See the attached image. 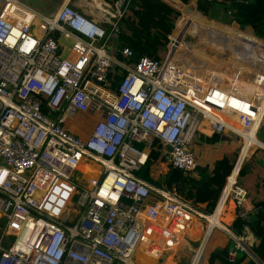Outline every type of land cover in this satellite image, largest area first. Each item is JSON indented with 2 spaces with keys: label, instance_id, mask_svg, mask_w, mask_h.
Returning <instances> with one entry per match:
<instances>
[{
  "label": "built area",
  "instance_id": "built-area-1",
  "mask_svg": "<svg viewBox=\"0 0 264 264\" xmlns=\"http://www.w3.org/2000/svg\"><path fill=\"white\" fill-rule=\"evenodd\" d=\"M194 11L221 29L176 15L163 25L164 56L131 60L119 44V12H106V26L70 0L53 16L0 0V264H134L136 251L162 254L184 242L195 259L215 229L232 241L229 261L242 252L264 264L247 225L235 235L217 220L229 203L234 219L254 212L247 190L236 179L229 184L231 174L208 215L137 177L153 160L196 175L195 134L221 141L233 134L241 153L264 123V39ZM179 43L194 59L195 46L214 58L213 69L203 73L209 61L198 54L197 66L186 67ZM219 61L227 64L221 71ZM117 70L123 74L111 90ZM85 119L81 136L76 121ZM152 192L161 197L155 218L143 215Z\"/></svg>",
  "mask_w": 264,
  "mask_h": 264
},
{
  "label": "trees",
  "instance_id": "trees-1",
  "mask_svg": "<svg viewBox=\"0 0 264 264\" xmlns=\"http://www.w3.org/2000/svg\"><path fill=\"white\" fill-rule=\"evenodd\" d=\"M55 1H57V3ZM60 1L63 2V0H37L41 7L50 5V12L54 10L56 5H60ZM180 1L187 3L189 0ZM180 1L160 0L162 7L171 9L175 14H178L177 16L185 18V16L188 15L190 16L188 18H195L197 19L196 21H201L200 23L208 25L214 24L212 26L216 25L215 27H218L216 20L210 18L207 22L202 19L196 11H194L192 7L194 0H190L188 4H182ZM216 6H218L217 12L221 15L219 18L220 21L226 23L235 22L246 29H250L254 35L264 39V0H197L196 2L197 10L210 17L216 16L217 12L214 10ZM117 25L120 28L119 44L130 48L132 51L131 60H137L143 55H148L156 59H160L164 56V50L154 41L152 35L136 23L121 17L118 20ZM178 27L179 24L174 27L175 32ZM54 36L58 37V33L55 32ZM199 57L203 58L200 60L205 59L209 61L208 66L204 65L201 67L203 73L213 69V66L211 65L213 60L210 61L205 55H200ZM193 60L194 57L190 55L185 66L187 67ZM200 60H197L196 58L194 62L198 63ZM216 67L219 69L221 68L219 65ZM122 74L123 72H119L118 70L110 72L107 88L114 90ZM224 76L228 80L231 79L230 72H225ZM221 85H224V83L222 82ZM239 85H241L240 82ZM255 138L259 143L264 145V123L260 126L257 132V137ZM193 139V147H202L203 145L208 144L213 145L219 140L214 137L206 136L203 133L195 134ZM238 154V146L231 150L224 151L220 158L198 165L196 175H191L189 173L186 174L182 170L171 168L169 165H167L163 174L155 175L153 174L152 169L153 161H149L142 170L138 172L137 177L146 181L153 187L163 184L167 189L175 192L183 200L189 202L195 211L208 215L215 209L227 177L231 174L228 177L229 184L236 179V174L241 165V162H239L238 159L235 166ZM238 176L239 172L237 178ZM214 218H217V214H215ZM222 219L224 220L225 218H220V220ZM197 222L199 225L203 223L198 220ZM199 225L194 227L199 230ZM244 225L249 227L256 239L253 251L259 259L264 260V201L261 202L256 209L254 208V212L249 216L248 220H243L242 218L237 217L233 220L230 227L234 234L237 235L241 232ZM231 242V239L227 238L223 243L217 244L213 250L210 251L206 264H254V262L242 252H238L234 260L229 261L227 259V254ZM185 263L187 264L188 261H185ZM159 264H162V262L160 261Z\"/></svg>",
  "mask_w": 264,
  "mask_h": 264
},
{
  "label": "rangeland",
  "instance_id": "rangeland-1",
  "mask_svg": "<svg viewBox=\"0 0 264 264\" xmlns=\"http://www.w3.org/2000/svg\"><path fill=\"white\" fill-rule=\"evenodd\" d=\"M28 1L32 4V6L34 8L41 7L39 5V3L37 2V0H28ZM123 1L124 2L122 3V7L125 9V11H124L122 18L136 23L141 28H143L145 31L149 32L152 35L154 41L161 46L162 41H163L162 35L165 34L163 25L166 22L171 21L174 18V16H176L178 14H175L169 8L162 7V3L160 2V0H123ZM70 3H71V5L78 6L77 7L78 9L83 8L87 11H92V12L100 10V8L97 7V4L100 2H98L97 0L95 2L92 0H72ZM50 7H51L50 5H46V6L42 7L44 13H49ZM192 7H193V9L196 7V0L193 1ZM104 8L106 9L107 7L104 6ZM195 9H197V8H195ZM214 10H215V12H217L218 6H216V8ZM102 11L103 10H100V12H99L100 18L102 16ZM212 17H214V16H212ZM220 17H221L220 13L217 12L216 16L214 18H216L217 20L220 21V19H219ZM189 19H190V21H192V20L196 21L197 20L195 18H189ZM195 21H192V22H195ZM221 22H223V21H221ZM201 24L205 25L204 23H201ZM247 30L251 31L250 29H247ZM229 32L232 33L233 30H230ZM179 45H181V47H179L180 50L177 51L176 55H177V57H182L183 59H185L188 55L187 45L181 44V43H179ZM195 48L197 50V51H195L196 52V54H195L196 58H197V54L199 56L200 55L206 56V54L200 53L199 49L196 46H195ZM67 50H68V44H66V46L63 50V53L65 54L67 52ZM208 59L210 61H212L214 58H208ZM195 60L196 59H194L190 63L192 67L197 66V64L194 62ZM226 66H227V64H226ZM224 70H227V67ZM228 71H230V68ZM86 122H87V119H85L83 121H79V120L76 121V126L78 128L75 129V132L79 133L78 135H81V136L86 135L85 134V127H86L85 123ZM229 138L230 139L225 141V142L223 140L222 141L218 140L213 145L208 144V145H203L202 147H197V146L193 147L194 150L196 151L197 161L200 164H205V163L211 162V160L219 157L224 151L231 150L233 148L234 142H236V138L233 134H229ZM246 139L247 140L244 144H245V150H247V151L245 153L246 155L243 156V157H245V156L246 157L243 159L241 166H242V168L245 167V170H246L245 173L248 177H250L251 181H253L254 184L257 187H259L260 189H264V149L262 150L260 148V147L264 148V146H262V144L259 145L260 143L258 141L256 142L254 132L251 133L250 136H246ZM251 143H254V145L250 147ZM258 146H260V147H258ZM239 151H240V148H239ZM238 157H239V155H238ZM162 164L163 163L153 162V165H152L153 174L161 175L165 172V167H163ZM251 166H254L257 169V175L255 176V178H251V176H249L248 167L250 168ZM242 173H243V171L241 169L240 174H242ZM236 182H237V185H239V186H241L247 190V188L243 184V180L241 179L240 175L238 178H236ZM150 195H151V197L147 203L152 204V202H150V201L153 198V203L157 204L156 208L159 211L161 201L157 202V200L161 199V197L156 192L155 193L152 192ZM247 197H248L249 202L251 201V198H252V200H256V195L250 196L248 190H247ZM154 198H156V199H154ZM230 207H231V205H230ZM200 229H201L200 231H203L204 223H201ZM224 234L225 233L221 229H215L214 232H212V234L207 238V240L205 241V247L203 250V256H204L203 264H205V262L207 261V258L209 256V253L212 250V248L215 245L223 243L224 241L227 240V238ZM181 246H182L180 248L181 251L183 253L186 252L187 255L181 254V255H179L180 256V259H179V256L178 255L176 256L175 252L171 253V255H170L171 257L169 256L170 259L172 260L170 262V264H176V262L177 263L180 262L181 264H185L184 261H187V260L189 261V264H191L193 262L194 255L190 256V254L191 253L194 254V252L191 250H188L189 245L184 242V243H182ZM173 257H175V260H173ZM176 257H177V259H176ZM162 264H164V259L162 260ZM165 264H169V261L167 260Z\"/></svg>",
  "mask_w": 264,
  "mask_h": 264
},
{
  "label": "crops",
  "instance_id": "crops-1",
  "mask_svg": "<svg viewBox=\"0 0 264 264\" xmlns=\"http://www.w3.org/2000/svg\"><path fill=\"white\" fill-rule=\"evenodd\" d=\"M25 3H27L28 5H30V6H32V4L28 1V0H23ZM72 0H70V2H71ZM92 1H96V0H92ZM98 2H100V3H98L97 4V7L98 8H100V10H103L102 11V16H101V18H100V10H98V11H95V12H92V11H87V10H85V9H79L81 12H83L85 15H87V16H89V17H91V18H93V19H95V20H98L99 22H102L103 23V25H108L109 24V22H107V21H105V20H103V18H104V16H105V14H106V12H111V13H113V14H116V13H121L122 15L124 14V11H125V9L122 7V3L124 2L123 0H121V1H113V0H97ZM190 1V0H189ZM56 3H57V1H55ZM61 2V1H60ZM63 2H65V0H63ZM196 2H197V0H196ZM55 6V5H54ZM57 6H59V5H56V7ZM73 6H75V5H73ZM104 6L105 7H107L106 9L104 8ZM33 7V6H32ZM55 7V8H56ZM75 7H78V6H75ZM54 8V9H55ZM35 9H37V10H41V9H43L42 7H38V8H35ZM52 12V11H51ZM121 15V16H122ZM100 18V19H99ZM110 19H111V21H115V17H113V16H111L110 17ZM199 21V20H198ZM201 22V21H200ZM205 24V23H204ZM205 25H207L208 27H209V25L208 24H205ZM214 30V29H213ZM211 32V31H210ZM182 44V43H181ZM179 47H181V45H179L178 44V46H177V51L180 49ZM236 49L235 48H232L231 49V51L232 52H236L235 51ZM193 56V55H192ZM188 58H190V56L188 55L185 59H183L182 60V62L184 63V64H187V61H188ZM217 63V62H216ZM217 65H219V66H226V64L225 63H223L222 64V62H218L217 63ZM187 67H189V65L187 66ZM221 69V68H220ZM227 70H229V68L227 67ZM204 135H206V136H210L211 137V134H209V133H204ZM229 136V135H228ZM236 138V137H235ZM194 140V139H193ZM229 140V139H228ZM247 140V139H246ZM224 142L226 141V140H223ZM256 142H257V140H256ZM261 144V143H260ZM239 147V142H234V145H233V148L234 147ZM262 146H264L263 144H262ZM258 147H260V146H258ZM262 150L264 149V148H262V147H260ZM246 151L247 150H245V144H244V146H243V148L241 149V153H240V155H239V162H241V164H242V161H243V159L246 157H243L244 155H246L245 153H246ZM262 153V152H261ZM222 155V154H221ZM221 155L219 156V157H217V158H220L221 157ZM214 160V159H213ZM212 161V160H211ZM153 162H157V163H163L162 165H163V167H165V170H166V168H167V166H166V164H164V162H162V161H154L153 160ZM199 163V162H198ZM200 164V163H199ZM239 169H240V171H239ZM239 169H238V172H239V175L241 176V179L243 180V184L245 185V187L247 188V190L249 191V194H250V196H254V195H256V200H252V198H251V201H250V203H251V205H252V207L253 208H257L260 204H261V202H263L264 201V189H260L259 187H257L255 184H254V182L253 181H251V179H250V177H248L247 175H246V173H245V167H243L242 168V166L240 165V167H239ZM241 169H242V171H243V173L242 174H240V172H241ZM248 170H249V176H251V178H255V176L257 175V169L254 167V166H251L250 168L248 167ZM238 172H237V174H238ZM237 174H236V178H237ZM239 177V176H238ZM235 181V180H234ZM233 181V182H234ZM232 182V183H233ZM220 197V196H219ZM154 199H156V198H154ZM218 200H219V198H218ZM160 202V200H157V202ZM150 202H152V204H150V205H154L155 203H153V198L151 199V201ZM255 202V203H254ZM217 203H218V201H217ZM218 209H221V204H219V206H218ZM229 210H231V208H230V203L228 204V206H227V211L226 212H224L222 215V217L221 218H225L224 220L222 219V221L225 223V224H227V225H231V223L233 222V220H234V216H233V212H230ZM158 213V212H157ZM143 215H145V216H147V217H150V218H153L152 216H153V211L152 210H148L147 212H145ZM226 215V216H225ZM156 216H157V214H156ZM219 220H220V218H218ZM197 220L198 221H200V222H203V221H201V220H199V219H195V221H193V226H197V225H199L198 224V222H197ZM229 220V221H228ZM200 227H201V225H199V231L201 230L200 229ZM204 228H205V225H204ZM203 231H204V229H203ZM203 231H200V232H203ZM214 232V231H213ZM224 232V231H223ZM225 233V232H224ZM252 233V232H251ZM212 234V233H211ZM227 238H229L228 237V235L225 233L224 234ZM206 240H207V238H206ZM205 240V241H206ZM182 245V244H181ZM180 245V246H181ZM216 246V245H215ZM214 246V247H215ZM204 247H205V243H204ZM213 247V248H214ZM181 247H176L174 250H171V251H169V252H163L162 254H156V255H153V254H148L147 252H142V251H136V254L134 255V260H135V262H134V264H159V262L161 261L162 262V260L164 259V264L166 263V261L168 260L169 261V264H170V262L172 261L171 259H170V255H171V253H173V252H175V255L177 256H179V255H181V254H185V255H187L186 254V252L185 253H183L182 251H181V249H180ZM213 248H212V250H213ZM188 250H191L192 251V246H189V249ZM204 250V249H203ZM211 250V251H212ZM174 255V256H175ZM192 255H194V254H190V256H192ZM170 256V257H169ZM200 256H201V252H199L198 253V255H197V257L195 258V259H193L194 261H193V263H191V264H197V262L199 261V259H200ZM202 256H203V252H202ZM176 259H177V257H176ZM179 259H180V256H179ZM202 259V258H201ZM173 260H175V257H173ZM188 261V260H187ZM203 261H204V256H203V259H202V261H201V263L200 264H203ZM185 262V261H184ZM176 264H181L180 262L179 263H177L176 262ZM186 264V263H185ZM187 264H189V261H188V263ZM205 264H206V262H205Z\"/></svg>",
  "mask_w": 264,
  "mask_h": 264
},
{
  "label": "bare ground",
  "instance_id": "bare-ground-1",
  "mask_svg": "<svg viewBox=\"0 0 264 264\" xmlns=\"http://www.w3.org/2000/svg\"><path fill=\"white\" fill-rule=\"evenodd\" d=\"M68 1H69V0H65V2H68ZM55 10H56V8H55L52 12H50L52 16H53V14L55 13ZM209 27H211V28L213 27V29H221V28H218V27H215V26H212V25H209ZM239 170H240V169H239ZM150 197H151V196H149V197L147 198V200H146V204H145L144 207H143V214H144L145 212H147L148 210H152V211H153V216H152V217H154V216H156V214H157V212H158V210H157V208H156L157 204H156V203H155L154 205H150V204H148L147 202L149 201ZM154 218H155V217H154ZM217 220H219V219H217ZM201 258H202V253H201L200 259H199V261L197 262V264L200 263Z\"/></svg>",
  "mask_w": 264,
  "mask_h": 264
},
{
  "label": "water",
  "instance_id": "water-1",
  "mask_svg": "<svg viewBox=\"0 0 264 264\" xmlns=\"http://www.w3.org/2000/svg\"><path fill=\"white\" fill-rule=\"evenodd\" d=\"M180 2H181V1H180ZM181 3H182V2H181ZM188 3H189V2H188ZM211 136L214 137V135H211ZM221 139L227 141V140L230 139V138H229V136H223V137H221ZM167 149L170 150V147L168 146ZM237 162H238V159H237L235 165L237 164ZM234 167H235V166H234Z\"/></svg>",
  "mask_w": 264,
  "mask_h": 264
},
{
  "label": "clouds",
  "instance_id": "clouds-1",
  "mask_svg": "<svg viewBox=\"0 0 264 264\" xmlns=\"http://www.w3.org/2000/svg\"><path fill=\"white\" fill-rule=\"evenodd\" d=\"M256 137H257V135H256ZM240 148V147H239ZM240 152V151H239ZM239 155V154H238ZM238 159H239V157H238Z\"/></svg>",
  "mask_w": 264,
  "mask_h": 264
}]
</instances>
